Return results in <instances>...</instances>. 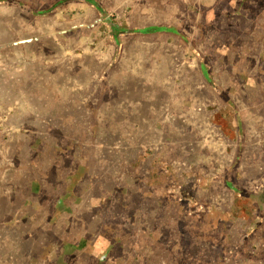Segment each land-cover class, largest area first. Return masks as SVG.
<instances>
[{
	"label": "rangeland",
	"instance_id": "374dc122",
	"mask_svg": "<svg viewBox=\"0 0 264 264\" xmlns=\"http://www.w3.org/2000/svg\"><path fill=\"white\" fill-rule=\"evenodd\" d=\"M0 264H264V0H0Z\"/></svg>",
	"mask_w": 264,
	"mask_h": 264
}]
</instances>
